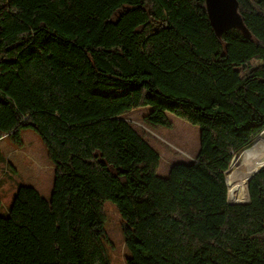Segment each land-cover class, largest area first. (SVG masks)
Returning a JSON list of instances; mask_svg holds the SVG:
<instances>
[{
    "label": "trees",
    "instance_id": "obj_1",
    "mask_svg": "<svg viewBox=\"0 0 264 264\" xmlns=\"http://www.w3.org/2000/svg\"><path fill=\"white\" fill-rule=\"evenodd\" d=\"M236 2L248 39L217 37L205 0H0V141L33 130L53 172L47 195L1 193L0 238L25 228L35 264H112L110 203L125 264H205V245L213 264H264V170L246 203L227 201L226 175L264 130V0ZM138 108L149 128L168 114L198 127L196 156L160 176L124 117ZM208 210L223 222L206 242ZM0 264L20 263L0 245Z\"/></svg>",
    "mask_w": 264,
    "mask_h": 264
},
{
    "label": "rangeland",
    "instance_id": "obj_2",
    "mask_svg": "<svg viewBox=\"0 0 264 264\" xmlns=\"http://www.w3.org/2000/svg\"><path fill=\"white\" fill-rule=\"evenodd\" d=\"M148 111L149 108L133 109L126 112L124 117L139 130L144 139L159 154L161 161L158 174L160 176H166L171 165L191 161L196 156L199 147L200 130L198 127L171 114H168L172 122L170 128H149L142 120ZM259 136L254 144L258 141ZM20 140L22 143L20 146H18L19 141H13L9 138L0 141V175L7 169L2 182L3 187L0 191V195L1 193L4 194L2 201L5 205L10 200V195L16 182L29 184L27 180L30 177H34L35 182L42 183L41 189L38 190L42 194L47 195L49 191L45 193L43 186H48L53 178L51 164L38 135L31 129H23L20 133ZM1 159L3 160L1 161ZM238 159L234 162L233 166ZM233 166L226 175V181L228 180L230 183L236 181V178L232 175ZM259 168L264 170V167ZM30 184L33 185V183ZM227 201L231 203L228 198ZM105 208L109 217L106 224V232L109 240L113 244L112 248L108 246L110 261L112 264H125L127 251L122 239V223L112 204L106 203ZM6 214V209L2 205L1 215L5 216ZM222 222L223 211L208 210L205 212L204 237L206 242L214 239ZM0 245L10 250L18 258L20 264H35V262L31 263L26 261L28 259H31L30 261L35 259L36 241L25 228H17L16 232L0 238ZM207 250L208 245H205V264H213L206 255Z\"/></svg>",
    "mask_w": 264,
    "mask_h": 264
},
{
    "label": "bare ground",
    "instance_id": "obj_3",
    "mask_svg": "<svg viewBox=\"0 0 264 264\" xmlns=\"http://www.w3.org/2000/svg\"><path fill=\"white\" fill-rule=\"evenodd\" d=\"M264 167V130L258 141L246 149L232 168V175L236 178L234 183L226 181L229 189L228 199L231 203L245 202L248 198V181L252 174Z\"/></svg>",
    "mask_w": 264,
    "mask_h": 264
},
{
    "label": "water",
    "instance_id": "obj_4",
    "mask_svg": "<svg viewBox=\"0 0 264 264\" xmlns=\"http://www.w3.org/2000/svg\"><path fill=\"white\" fill-rule=\"evenodd\" d=\"M205 7L209 23L217 37H219L223 32L229 31L231 29L240 31L243 37L246 39L250 37L237 12L238 5L236 0H205ZM260 170L263 169L259 168L252 174V176ZM247 201L248 198L242 203L228 202V204H243Z\"/></svg>",
    "mask_w": 264,
    "mask_h": 264
},
{
    "label": "crops",
    "instance_id": "obj_5",
    "mask_svg": "<svg viewBox=\"0 0 264 264\" xmlns=\"http://www.w3.org/2000/svg\"><path fill=\"white\" fill-rule=\"evenodd\" d=\"M36 180L34 179V177H30L28 180H27V183H33V185H31V186H33V187H35L37 190L38 189H41V187H42V183H38V182H35ZM20 183H23V182H20ZM38 183V184H37ZM44 187V191H45V193H47V191H50V187H51V182L49 183V185L48 186H43ZM31 259H28V260H26V261H29V262H31V263H34L35 262V259H32V261H30Z\"/></svg>",
    "mask_w": 264,
    "mask_h": 264
}]
</instances>
